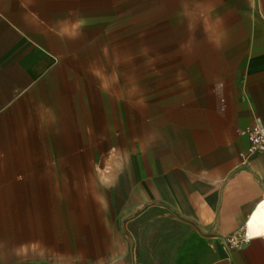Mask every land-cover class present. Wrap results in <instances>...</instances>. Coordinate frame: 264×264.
Here are the masks:
<instances>
[{
    "label": "crops",
    "instance_id": "0c3cea01",
    "mask_svg": "<svg viewBox=\"0 0 264 264\" xmlns=\"http://www.w3.org/2000/svg\"><path fill=\"white\" fill-rule=\"evenodd\" d=\"M106 2L0 0V166L8 180L28 163L34 118L43 121L45 102L60 91L84 7ZM237 3L213 59L164 93L154 138L117 173L118 221L102 223L100 252L77 264H264V151L241 157L247 128L264 125V0ZM237 232L250 240L226 244Z\"/></svg>",
    "mask_w": 264,
    "mask_h": 264
},
{
    "label": "rangeland",
    "instance_id": "374dc122",
    "mask_svg": "<svg viewBox=\"0 0 264 264\" xmlns=\"http://www.w3.org/2000/svg\"><path fill=\"white\" fill-rule=\"evenodd\" d=\"M237 2L84 7L60 91L45 102L43 121L34 118L28 163L13 180L0 166V264H77L100 252L102 223L118 221L117 173L154 138L166 90L213 59L214 40L234 28Z\"/></svg>",
    "mask_w": 264,
    "mask_h": 264
},
{
    "label": "built area",
    "instance_id": "2783aa9c",
    "mask_svg": "<svg viewBox=\"0 0 264 264\" xmlns=\"http://www.w3.org/2000/svg\"><path fill=\"white\" fill-rule=\"evenodd\" d=\"M249 146L246 152L241 153L243 162H249L257 153L264 151V125L256 121L246 130ZM250 240L247 232H237L224 237V241L229 246H242Z\"/></svg>",
    "mask_w": 264,
    "mask_h": 264
}]
</instances>
